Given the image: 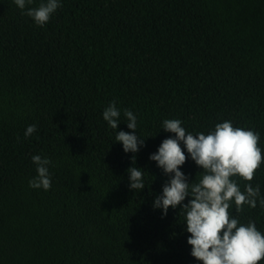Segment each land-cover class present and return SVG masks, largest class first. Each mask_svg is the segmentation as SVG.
<instances>
[{"label":"trees","instance_id":"trees-1","mask_svg":"<svg viewBox=\"0 0 264 264\" xmlns=\"http://www.w3.org/2000/svg\"><path fill=\"white\" fill-rule=\"evenodd\" d=\"M59 3L39 26L0 0V264H202L184 210L153 207L172 174L149 156L175 136L165 119L193 135L231 121L259 133L264 155V0ZM112 101L116 129L102 115ZM125 109L144 139L136 153L116 141L133 131ZM180 146V170L198 182L202 168ZM33 155L51 161L48 190L29 187ZM131 166L141 190L128 186ZM232 179L242 192L259 185L255 208L230 212L264 234V162L252 181Z\"/></svg>","mask_w":264,"mask_h":264},{"label":"clouds","instance_id":"clouds-1","mask_svg":"<svg viewBox=\"0 0 264 264\" xmlns=\"http://www.w3.org/2000/svg\"><path fill=\"white\" fill-rule=\"evenodd\" d=\"M33 0H14L23 14L32 18L35 24L45 25L51 15L60 7L59 0H46L38 7H28ZM103 119L116 129L120 122V111L116 102L112 101L103 111ZM127 127L132 132L119 131L116 141L122 143L124 152L136 153L144 139L137 135V117L130 110H124ZM179 119H165L162 128L174 133V137L164 139L158 150L150 154L165 174H172L163 185L162 193L153 202L166 215L169 207L178 205L184 210L186 231L190 233L187 243L191 245V255L202 264H259L264 260V234L251 220L247 224L240 223L230 209L235 205V212L243 211L244 205L251 208L257 206L260 197L259 185L250 183L240 190L232 179L239 176L245 181H252L256 170L264 162L261 148L258 146L259 133L251 129L234 127L231 121L217 123L214 130L204 134L193 135L186 132ZM36 131V125L27 126L25 137ZM183 142L190 157L202 168V176L198 182L187 179L180 170L187 157L180 146ZM32 162L36 166V176L29 180V187H51V161L40 155H33ZM135 164V156L132 158ZM129 188L141 190L145 187L143 172L139 167H129ZM186 197H191L186 204ZM264 207V199L259 200Z\"/></svg>","mask_w":264,"mask_h":264}]
</instances>
